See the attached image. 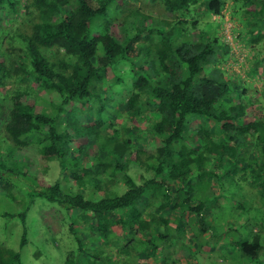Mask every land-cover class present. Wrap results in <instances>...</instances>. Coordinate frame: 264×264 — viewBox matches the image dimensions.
Instances as JSON below:
<instances>
[{
  "label": "trees",
  "instance_id": "trees-1",
  "mask_svg": "<svg viewBox=\"0 0 264 264\" xmlns=\"http://www.w3.org/2000/svg\"><path fill=\"white\" fill-rule=\"evenodd\" d=\"M226 10L233 37L255 47L251 81L227 71ZM254 76L264 92V0H0V138L8 153L34 146L42 172L61 173L29 195L50 204L48 229L75 243L61 264H178L177 248L193 264L222 238L229 264H264V105L248 95ZM124 81L122 113L111 86ZM41 91L58 101L37 111ZM22 163L0 159V193L36 176ZM220 192L230 195L224 205ZM224 206L254 212L246 233L209 221ZM18 217L24 224L25 211ZM0 264L22 263L0 244Z\"/></svg>",
  "mask_w": 264,
  "mask_h": 264
},
{
  "label": "rangeland",
  "instance_id": "rangeland-1",
  "mask_svg": "<svg viewBox=\"0 0 264 264\" xmlns=\"http://www.w3.org/2000/svg\"><path fill=\"white\" fill-rule=\"evenodd\" d=\"M147 3L148 2L144 3V1L137 2V4H142V6L148 7ZM167 15H169V13ZM235 25H237V23H233V21L230 19V14L228 13V10H226L224 12V19L220 23L218 29L221 37L223 39H226L225 41H228L232 46L231 57L226 63V68H228L227 71L231 75L235 73L241 76L242 78L251 81L252 78L250 79L249 76L253 75V63H250L247 60L250 59L251 55L252 58L254 57L253 52L255 51V47L252 45H245L244 43H242V41H239L237 40V38L233 37L235 34V32L233 33V28ZM250 64L252 67H250ZM118 67H121V69L123 70L121 71V76L123 79H127L132 76L131 72H129L128 65L119 64ZM109 77H112L111 73H109ZM126 83L127 82L124 81L123 84L114 83L111 86L114 92L113 100L116 104L114 109L122 113H124L126 108L124 103L120 102L119 100L127 98V96L129 95L127 89L128 87L125 85ZM259 83V78L254 76L252 85H250V88H248L249 97H251L255 101L257 99H260L259 101H256V106L258 107L264 105V92H261V90H259ZM258 90L260 91V93L258 92ZM39 95L41 97V100L36 105L37 111H40L50 101H58V98L54 93L48 94L46 92L41 91L39 92ZM233 95L235 99L236 95ZM255 96L259 98H254ZM73 105L75 106L76 104L74 103ZM71 108L72 106L70 105L67 107L68 110H70ZM110 117L112 119L115 118V116ZM127 126H130V122L128 120L121 122V124L116 127L120 129L121 127L124 128ZM77 141L80 143L84 142L83 139H78ZM142 144H147L146 138H144L142 141L138 139L134 140V145L141 146ZM7 147L8 142L0 138V159L4 161L8 166L12 162L20 163L21 161L22 163V159L25 158L27 163L24 162L21 165L27 164L28 166H31V163L35 165V167L37 168V170L35 171L37 177L32 176L30 178L29 176L26 177L22 175L20 179L22 182V189L14 187L13 190L10 192V195L0 193V244H3L9 249L17 251L19 253L20 261L22 264H61L64 261L67 252L70 250V248H72L73 245L75 246V243L66 229L61 232H55L53 230L48 229L47 225L44 223L42 213L48 209L47 207L50 204L41 198H32L29 196L34 193V187L44 185L40 182L41 180L45 179V182L48 183L52 181V179L54 180V178L56 177L57 179H62L60 175L61 173L59 171L54 172L52 170H47V173H43L42 170L39 168V166H41V163H43V159L39 156L34 146H30L24 151L21 150L19 154L17 150L8 153L6 151ZM13 155L16 158H13ZM26 155L29 159L25 157ZM121 175L122 174H118L117 179L121 180ZM18 189H20L21 191H19ZM211 192H215V190L211 189L209 194H211ZM252 192L253 191L250 190V193ZM242 193L238 190V196H234L236 199L232 198V203L228 202V204L231 206L233 204L235 205L236 201H238L237 198H240L243 195ZM31 199H33L32 204L29 203ZM228 199H230V195L226 196V193H219L218 202L220 204L224 205L225 202L227 203ZM236 210L237 209L234 210L232 208H226L225 206L222 207L221 211H218L217 209L216 211L218 212H216L214 209L211 211V216L208 217V219L212 223L215 222L217 226H220V224H223V227L225 228L229 226H234L235 228H238L240 232L246 233L243 231L245 230L244 223L248 222V218H251V220H253V215L255 214L254 212H246L245 214V211L244 214H241L240 210ZM22 211H25L24 224L21 223V220L18 217V214ZM257 213L264 219V212L261 213V211H257ZM257 218L259 217L257 216ZM23 233H25L26 243L24 245H20ZM229 233L234 232L231 231ZM187 235L188 237L192 236L190 232H188ZM248 237H251V235H249ZM223 241L224 240L222 238L219 242V245L210 248V251L206 246L201 248L200 251L194 254L193 258L190 257L192 260H194V262L192 263H234L232 261L228 262V260L225 259L230 257L228 255H223V252L228 250L226 246L222 245ZM179 250L180 249L177 248L178 252H174L173 254L176 262L178 264L188 263L189 259H183L180 255ZM177 254L181 258H178Z\"/></svg>",
  "mask_w": 264,
  "mask_h": 264
}]
</instances>
